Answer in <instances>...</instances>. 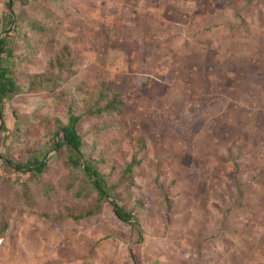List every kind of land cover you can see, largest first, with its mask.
Wrapping results in <instances>:
<instances>
[{
	"label": "rangeland",
	"instance_id": "374dc122",
	"mask_svg": "<svg viewBox=\"0 0 264 264\" xmlns=\"http://www.w3.org/2000/svg\"><path fill=\"white\" fill-rule=\"evenodd\" d=\"M26 2L44 47L22 57L8 34L0 264H264V0ZM69 114L136 225L109 199L84 215L95 194L49 147ZM31 157L38 175L5 163Z\"/></svg>",
	"mask_w": 264,
	"mask_h": 264
},
{
	"label": "trees",
	"instance_id": "16d2710c",
	"mask_svg": "<svg viewBox=\"0 0 264 264\" xmlns=\"http://www.w3.org/2000/svg\"><path fill=\"white\" fill-rule=\"evenodd\" d=\"M14 2L18 4L15 13ZM4 5L5 13L2 14V16L4 17L3 19L5 20V22L8 21L9 25L13 16V24L9 31L0 38V108H2V105L5 101H9V103L11 104V102H13L12 100H14L15 98V95L20 93L19 90H22L17 86L14 80L13 73L16 65L19 64L22 60L17 64L11 63L10 59L14 54V50L13 47L8 45V40L10 39L8 34L11 31L14 32L17 36L18 42L24 44V46L22 45L19 51V53L24 54L22 57L31 56L33 53H36L38 50H40L43 46V43L41 42L43 37V34L41 32L42 27L36 24L32 17H28L27 20H23L22 18V16L24 15V9L28 6L26 0H11L10 2L6 0ZM9 9L11 10V12H9ZM19 28L25 31L21 36H18ZM38 47H40V49H38ZM34 48L37 51H35ZM22 57L19 58L21 59ZM40 74L41 73H33L32 75H29L31 76L30 79H32L29 82V86H33L31 84L34 83L36 76ZM113 106H115V102L113 100L107 102L106 107ZM78 120V116H72L69 114L66 118L65 123H58L56 132L53 133L49 147L51 146V150L54 151L60 147H64L66 149V160L70 162V165L79 173H81L85 179H87L91 190L95 194V203L93 205V208L89 211H86L84 215H91L94 208H96L102 201L109 199L108 204L112 207L113 215L117 220L131 226L136 225L134 221H131L130 214L127 211H124V209L117 204L112 185L107 183L105 175H103V173H100L96 166L89 159L84 157L82 151V143L75 129V125ZM16 125L17 122L14 124V127H16ZM0 128H2V125L0 126ZM5 163L12 165V167L17 171L20 170L22 172H33L37 175L41 173L45 166V162L43 163L41 161V157H39V159L31 157L30 160L27 159L22 165H16L9 159H5ZM30 166L33 168L30 169ZM129 167L130 166L128 165L126 166V172L129 171Z\"/></svg>",
	"mask_w": 264,
	"mask_h": 264
},
{
	"label": "crops",
	"instance_id": "0c3cea01",
	"mask_svg": "<svg viewBox=\"0 0 264 264\" xmlns=\"http://www.w3.org/2000/svg\"><path fill=\"white\" fill-rule=\"evenodd\" d=\"M1 125L3 128H0V137L3 135H7V131H10V129L12 127V122L10 121V119L7 118V116H4V117H2ZM3 161L4 160H3L2 156H0V165L3 164ZM21 256H22V253H21Z\"/></svg>",
	"mask_w": 264,
	"mask_h": 264
},
{
	"label": "water",
	"instance_id": "95a60500",
	"mask_svg": "<svg viewBox=\"0 0 264 264\" xmlns=\"http://www.w3.org/2000/svg\"><path fill=\"white\" fill-rule=\"evenodd\" d=\"M0 125H1V120H0Z\"/></svg>",
	"mask_w": 264,
	"mask_h": 264
}]
</instances>
